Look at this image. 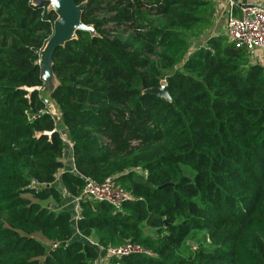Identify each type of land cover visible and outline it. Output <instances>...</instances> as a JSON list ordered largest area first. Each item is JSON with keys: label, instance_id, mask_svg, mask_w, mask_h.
Masks as SVG:
<instances>
[{"label": "trees", "instance_id": "1", "mask_svg": "<svg viewBox=\"0 0 264 264\" xmlns=\"http://www.w3.org/2000/svg\"><path fill=\"white\" fill-rule=\"evenodd\" d=\"M32 1L0 0V264H90V237L149 251L106 264H264V67L224 34L191 48L216 1L76 0L94 33L53 53L56 113L38 64L56 14ZM162 80L170 101L143 93ZM107 178L119 209L83 196Z\"/></svg>", "mask_w": 264, "mask_h": 264}, {"label": "built area", "instance_id": "2", "mask_svg": "<svg viewBox=\"0 0 264 264\" xmlns=\"http://www.w3.org/2000/svg\"><path fill=\"white\" fill-rule=\"evenodd\" d=\"M228 3L229 7L225 11L223 25L224 35L236 48L245 49L251 62L260 63L264 67V4L252 0H239L237 2L229 0ZM83 196L88 199L108 202L119 209L123 202L130 198V193L111 178H107L100 183L86 181ZM78 215L79 206L76 207L73 214L74 221ZM90 243L97 246L99 251H104L107 256L149 253L140 245L131 242L107 247Z\"/></svg>", "mask_w": 264, "mask_h": 264}, {"label": "water", "instance_id": "3", "mask_svg": "<svg viewBox=\"0 0 264 264\" xmlns=\"http://www.w3.org/2000/svg\"><path fill=\"white\" fill-rule=\"evenodd\" d=\"M48 2V9L56 14V19L53 22L52 34L48 38L45 46L40 51L38 64L41 68L43 80L42 93L46 95L45 103L49 104L48 97L54 89V73L52 69V57L57 47L64 45L66 42L76 38L78 30L94 33L91 25L85 24L81 20L82 8L84 3H76V0H33V4H41ZM201 44V43H200ZM157 95L170 101V95L167 92L166 84H160L158 87H150L143 91ZM55 115V114H54ZM64 139H66V130L62 131ZM164 184L161 187L169 185Z\"/></svg>", "mask_w": 264, "mask_h": 264}, {"label": "rangeland", "instance_id": "4", "mask_svg": "<svg viewBox=\"0 0 264 264\" xmlns=\"http://www.w3.org/2000/svg\"><path fill=\"white\" fill-rule=\"evenodd\" d=\"M262 4H264V0H259ZM224 18H225V15H222V18L220 19V22H215V25H214V22L212 24V26L206 31L205 35L202 37V39L200 38L199 40L198 39H194L192 42H191V48H195L197 45V41L198 44L204 42L206 40L207 37H211L213 36L214 34L216 35H222L224 34L223 33V25H224ZM217 19V18H216ZM165 81L162 80L161 84L164 83ZM165 84V83H164ZM49 106L51 107L50 110L53 112V113H56L54 108L52 107L51 103L49 102ZM55 185H56V182H55ZM78 204V201L76 198L72 197L71 195H69L68 193L66 194H63L62 196V200H61V203H60V207L62 208H66V209H69L71 210L72 213H75L74 210H75V207L76 205ZM73 228H74V234H75V237H80L81 236L78 234L76 228H75V221H73ZM90 242H93V243H96V241L90 237L88 238ZM107 255L104 251H99V256L97 259H94L90 262V264H106L107 262Z\"/></svg>", "mask_w": 264, "mask_h": 264}, {"label": "crops", "instance_id": "5", "mask_svg": "<svg viewBox=\"0 0 264 264\" xmlns=\"http://www.w3.org/2000/svg\"><path fill=\"white\" fill-rule=\"evenodd\" d=\"M216 1V14H215V18H214V25L215 22H220V19L222 18V15H225V11L227 10L228 6V2L229 0H215ZM234 1H239V0H234ZM254 2H259L261 3L259 0H252ZM262 4V3H261ZM217 18V19H216ZM56 85V79L54 80V87ZM52 105V107L54 108L55 112H57L56 106L52 101H49ZM48 108H51L48 104ZM63 136V135H62ZM64 143H65V147H64V154H63V162H64V167L65 168H72V147H71V142L69 141L68 137H66V139H64ZM56 182V185H55ZM54 182V185L58 188L59 192L61 193V195L63 196V194H66L67 192L65 191L61 181H60V177L58 175V177L56 178ZM78 206V204L76 205V207ZM75 207V209H76ZM75 212V210H74ZM74 214V213H73Z\"/></svg>", "mask_w": 264, "mask_h": 264}]
</instances>
